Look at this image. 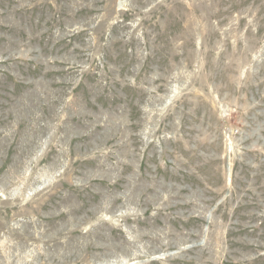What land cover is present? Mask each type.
I'll use <instances>...</instances> for the list:
<instances>
[{"label": "rangeland", "instance_id": "rangeland-1", "mask_svg": "<svg viewBox=\"0 0 264 264\" xmlns=\"http://www.w3.org/2000/svg\"><path fill=\"white\" fill-rule=\"evenodd\" d=\"M0 264H264V0H0Z\"/></svg>", "mask_w": 264, "mask_h": 264}, {"label": "bare ground", "instance_id": "bare-ground-1", "mask_svg": "<svg viewBox=\"0 0 264 264\" xmlns=\"http://www.w3.org/2000/svg\"><path fill=\"white\" fill-rule=\"evenodd\" d=\"M160 5H161V4H160ZM190 9H191V8H190ZM190 9H189V10H190ZM197 10H198V8H196L195 11H197ZM192 11H193V10H192ZM153 12H154V11H153ZM207 12H208V11H207ZM183 18L186 19V18H187V15H184V16L182 17V19H183ZM187 19H188V18H187ZM199 19H200V17H198L197 22H198ZM193 20H194V19H193ZM183 21H184V19H183ZM186 24H187V23H186Z\"/></svg>", "mask_w": 264, "mask_h": 264}]
</instances>
